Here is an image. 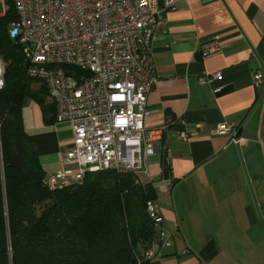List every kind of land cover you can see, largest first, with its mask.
Segmentation results:
<instances>
[{"label": "crops", "instance_id": "obj_1", "mask_svg": "<svg viewBox=\"0 0 264 264\" xmlns=\"http://www.w3.org/2000/svg\"><path fill=\"white\" fill-rule=\"evenodd\" d=\"M160 23L145 122L156 153L139 180L156 191L169 245L149 264H264V80H253L264 70V0H182ZM40 106L29 102L23 122L49 175L69 168L73 133ZM220 124L236 134H214Z\"/></svg>", "mask_w": 264, "mask_h": 264}, {"label": "built area", "instance_id": "obj_2", "mask_svg": "<svg viewBox=\"0 0 264 264\" xmlns=\"http://www.w3.org/2000/svg\"><path fill=\"white\" fill-rule=\"evenodd\" d=\"M180 1L13 0L19 19L11 35L19 39L28 74L46 85L56 122L72 128L70 149L61 159L69 168L47 175L51 189L80 183L89 172L104 169L138 179L149 176L146 165L156 153V134L145 126L147 99L158 80L152 42L162 14ZM0 3L6 13L7 0ZM211 50L220 51V44L213 41ZM3 75L0 59V90ZM221 77L204 74L199 82ZM253 80L256 87L263 83L262 68ZM213 133L235 135L236 130L220 124ZM160 189L168 192L170 186ZM146 211L161 229L158 201H148ZM160 232L161 243L145 254L149 262L169 245Z\"/></svg>", "mask_w": 264, "mask_h": 264}, {"label": "trees", "instance_id": "obj_3", "mask_svg": "<svg viewBox=\"0 0 264 264\" xmlns=\"http://www.w3.org/2000/svg\"><path fill=\"white\" fill-rule=\"evenodd\" d=\"M7 4L0 15V264H149L146 252L161 243V230L146 211L157 196L152 184L104 169L80 183L47 185L23 110L39 103L48 123L56 109L45 104L46 85L28 74L19 39L11 35L19 16L13 0Z\"/></svg>", "mask_w": 264, "mask_h": 264}, {"label": "rangeland", "instance_id": "obj_4", "mask_svg": "<svg viewBox=\"0 0 264 264\" xmlns=\"http://www.w3.org/2000/svg\"><path fill=\"white\" fill-rule=\"evenodd\" d=\"M4 14H5V11H4V9H3V4L0 3V15H4ZM38 86H40V85H39V84H36V87H37V88H38ZM37 88H36V89H37ZM32 102H34V104L37 105V106H38V109L41 111V109L39 108L40 104L37 103V102H35V101H32ZM40 107H41V106H40ZM64 137H66V134H64ZM68 149H70V147H69ZM72 168H74V167H72Z\"/></svg>", "mask_w": 264, "mask_h": 264}, {"label": "water", "instance_id": "obj_5", "mask_svg": "<svg viewBox=\"0 0 264 264\" xmlns=\"http://www.w3.org/2000/svg\"><path fill=\"white\" fill-rule=\"evenodd\" d=\"M135 262H136V261H135V260H133V261L131 262V264H135Z\"/></svg>", "mask_w": 264, "mask_h": 264}]
</instances>
